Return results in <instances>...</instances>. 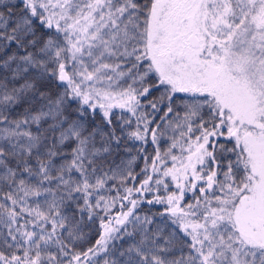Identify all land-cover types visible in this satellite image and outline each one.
<instances>
[{"label":"snow or ice","instance_id":"obj_1","mask_svg":"<svg viewBox=\"0 0 264 264\" xmlns=\"http://www.w3.org/2000/svg\"><path fill=\"white\" fill-rule=\"evenodd\" d=\"M0 264H264V0H0Z\"/></svg>","mask_w":264,"mask_h":264}]
</instances>
